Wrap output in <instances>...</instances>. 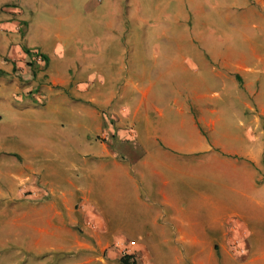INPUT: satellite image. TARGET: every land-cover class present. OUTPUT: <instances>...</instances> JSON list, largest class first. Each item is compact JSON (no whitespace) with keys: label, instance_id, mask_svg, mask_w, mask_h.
Returning <instances> with one entry per match:
<instances>
[{"label":"crops","instance_id":"obj_1","mask_svg":"<svg viewBox=\"0 0 264 264\" xmlns=\"http://www.w3.org/2000/svg\"><path fill=\"white\" fill-rule=\"evenodd\" d=\"M171 1H175V6L169 11V1L165 0L163 12L166 15L170 12L178 22L185 14L182 6L176 4L188 6L187 0ZM188 1L193 7L189 9L190 14L199 16V28L205 30L208 27L205 19L209 15L204 16V13L208 3L202 6L199 1ZM243 2L250 7L249 13L255 16L251 22L245 17L246 27L264 32V0ZM233 4L236 6V2ZM139 5L144 8V2H139ZM225 14L224 18L229 21V10ZM145 17L148 19V15ZM17 24L7 20L2 25L9 38L7 47L11 49L5 51L4 58L0 60V70L4 74L14 70L12 62L23 69L21 60L27 57L12 39L13 32L19 29ZM167 33L163 28L159 36ZM213 34L215 32L211 30V36ZM197 37L194 40H200L198 49L202 61L185 56L180 46H176L172 50L176 55L167 56V65H161L156 76L134 64L131 69L130 65V77L116 92L101 94L103 78L98 84L100 88L92 91L90 96L92 83L78 85L76 89L86 93V106L80 98L58 94L44 100L37 98L36 104L43 101L38 106L32 103V98L25 103L31 110L37 107L49 110L50 118L56 122L48 132L43 129L40 133L32 131L34 138L27 139L28 142L15 149L16 152L7 153L4 149L7 138L0 137V202L5 205L0 207V232L4 231L6 243H14L20 251L35 258L63 256L65 260L67 257L71 260V257L79 256L81 262L89 264H116L125 255L134 264L161 263L165 260L155 252L156 246L165 247L170 255L168 264H264V236L261 228L255 231L264 222V177L261 169L264 147L255 143L260 138L251 130L257 129L258 132L259 129L258 134H264L262 83L258 76L264 74V48L253 37L242 33L241 37L249 42V46L245 52L238 51L230 46V37L224 33L226 45L217 44L212 59L205 46L203 31ZM218 39L221 43V38ZM84 52L89 54L87 50ZM132 54L137 53L133 51ZM156 57L152 51L150 58L156 60ZM100 63L95 59V65ZM175 67L178 71L173 74ZM203 67L212 77L222 79L233 89L239 88L240 107L246 116L251 115L245 130L251 147L243 157L239 155V159L244 161L231 159H235L237 154L217 148L204 138V132H212L225 114L213 104L212 99L219 97V93L211 88L206 77L198 76L191 84L184 77L188 71L199 75V69ZM64 75L54 76L52 83L55 87H66L68 82ZM158 79L163 83L167 80L165 95L155 89ZM172 83L175 84L173 91L170 90ZM123 86L138 95L137 104L129 111L123 105L118 111L112 109V119L107 122L104 117L109 104L114 101L121 103L126 97ZM224 88L225 83L222 85ZM242 92L247 93L248 98L243 97ZM70 118L77 122L71 124ZM122 120L126 121L122 123ZM44 124L49 123L45 120ZM165 125L181 131L187 128L192 141L181 145L171 141L162 133ZM240 125L244 126L242 121ZM113 126L120 135L115 134ZM123 129L127 131L124 134L121 132ZM138 129H144L158 144L140 146ZM114 134L121 138L128 135L133 143L135 140L140 149L135 152L136 156L128 160L122 157L111 142ZM39 151L44 155L42 160L36 161L34 155ZM185 151L197 152L203 157L185 162L182 156ZM8 156H15L20 164L7 162ZM39 165L43 166L42 170H39ZM216 168L224 175L229 173V178L233 174L240 182L244 176L237 192L249 200L253 211L248 213L239 209L228 197L218 200L205 189L199 191L197 184L207 182L206 176L210 179V173ZM248 172L252 173L249 178ZM183 176L193 179L197 185L196 191L189 195L183 193V189L188 187ZM11 185L16 186L17 197L13 196ZM245 185L246 188L249 185V191L260 196V200L245 193ZM109 202L119 207L118 212L126 209L123 212L136 216L131 228L138 230V226L142 227L140 239L117 235L124 227L118 220L119 230L114 218L109 217ZM252 218L256 225L250 224ZM0 240L4 241L1 237Z\"/></svg>","mask_w":264,"mask_h":264},{"label":"rangeland","instance_id":"obj_2","mask_svg":"<svg viewBox=\"0 0 264 264\" xmlns=\"http://www.w3.org/2000/svg\"><path fill=\"white\" fill-rule=\"evenodd\" d=\"M166 1H169L170 11L175 6V1ZM196 1H199L202 6L208 3V6L205 5L206 10L204 13V16L209 15L205 19L208 25L205 30L199 28V16L190 14L189 9L193 7L190 6L188 0V6L180 5L178 2L176 4V6H182L183 14H185L182 20L178 19V22L170 12L167 15L166 12H163L165 0H0V40L2 42H0V45L2 44L0 46V60L4 58L5 51H11L9 46L7 47L9 42V38L6 37L7 31L2 27L7 20L18 23L19 29L13 32L12 39L14 45L18 44L27 56L26 59L21 60L23 69H20L21 67L19 68L16 62H12L11 65L14 70H11L8 74H4L0 70V137L5 138L6 136L7 138V143L4 145L6 152H16L15 149L23 147L22 145L28 142L27 139L34 138L32 131L40 133V130L43 129L48 132L49 128L54 126L56 122V119L52 120L50 118L52 115L49 114V110L39 107L31 110L26 107L25 103H28L27 101H30V98L34 100L32 103L38 106L43 101L36 104L37 98L44 100L48 96L58 94L73 99L80 98L86 106V93L76 89L78 85L87 86L92 83L93 86L90 87L88 93V96H90L92 91L96 92V89L100 88L98 84L100 79L103 78L104 85L101 87V94L105 95L113 90L116 92V90H120L121 84L130 77V72H128L130 71V65L131 69L134 64L136 67L144 68L146 73L156 76L158 68L161 65H167L165 62L167 56L176 55V51H172L176 46H180L185 56L189 55L193 60L198 58L202 61L198 49L200 40L197 39V35L201 31H203V38L207 42L205 46L208 49V55L212 59L216 54L215 47L217 44L226 45V41L223 39L224 33L230 37V46L238 51L245 52L249 46V42L244 41L241 37L242 33L253 37L255 42L264 48V32L247 28L244 24L245 17L251 22L255 16L249 13L250 7L245 6L243 0ZM139 2L140 4L144 2V8L139 5ZM234 2L238 7L233 4ZM214 4L216 6L212 7ZM155 5L157 6L155 7ZM226 10H229L231 14L229 15V21L225 19ZM146 15H148V19L145 17ZM163 28L168 33L165 36H159V32ZM211 30L215 32L212 36ZM194 37H197L196 41ZM218 38H221V43H219ZM84 50H87L89 54L83 53ZM133 51L137 54H132ZM152 51L157 54L156 60L150 58ZM140 53L142 55H138ZM95 59L101 62L100 65H95ZM128 60H131L130 63ZM177 71L175 67L173 74H176ZM199 71V75L188 71L189 73L184 77L187 81L189 80L190 84L198 76L206 77L207 82L211 84V88L219 93V97L212 99L213 104L225 114L221 116L212 132H204V138L208 142H213L217 148H224L227 152L236 153V158L231 157V159L244 161V159H239V155L241 154L243 157L248 148L251 147L249 136L245 134L251 115L246 116L240 107L238 101L239 88L233 89L222 79L212 77L205 67L202 70L199 69ZM64 73L68 82L66 87H55L52 83L54 76ZM178 76L181 77L179 73ZM258 76L262 83L260 96L264 108V74H258ZM144 80L147 81V77ZM166 82L167 80L164 83L160 79L157 80L155 89L159 90V94H166ZM223 83H225L224 89H222ZM172 85L173 87L170 90L173 91L175 84L172 83ZM123 91L126 94L125 99L121 103L118 101L112 102L109 104V109L105 110L104 119L107 118V122L112 119V109L118 111L119 106L123 105L129 111L132 106L137 104L138 95L131 88L123 86ZM241 95L248 98V94L245 92H242ZM249 103L253 105L250 100ZM75 105L79 104L76 103ZM172 118L170 116V119ZM70 119L71 124L77 122L76 119ZM45 120L48 121V125L44 124ZM124 121L122 120V123ZM240 121L244 126L240 125ZM111 122L113 123L114 120H111ZM71 127L75 128L74 126ZM113 128L115 134L120 135L116 127L113 126ZM132 130L133 128L130 129V131ZM251 130H254L257 133L255 136L260 138V141L255 143L263 144L264 147V134L260 136L258 134L259 129L258 132L257 129ZM121 132L124 134L127 131L123 129ZM134 132L136 133V129ZM137 133V139L141 142L140 146L153 147L158 144L151 140V136L144 129H138ZM162 133L168 136L171 141L177 142L178 145L192 141L189 139L187 128L181 131L165 125ZM115 134L112 135L111 142H113L115 150L125 159H130L136 151L140 150L139 145L135 144V140L133 143L128 135L121 138V136H115ZM134 144L136 147H134ZM23 151L32 153L27 150ZM198 154L197 152L185 151L182 156L185 162H188L203 157V155ZM43 155V151H39L35 153L34 158L37 157L36 161L42 160ZM34 158L32 157V160ZM6 160L9 163L20 164L15 156H8ZM42 167L39 170H42ZM261 169L264 177V157ZM57 175L61 178L60 174ZM250 176H252V173L248 172L247 177ZM182 178L184 184L188 186L183 189V193L186 195L192 193L193 190L196 191L197 185H199V191L205 189V192H211L218 200L228 197L231 203L239 209L248 213L253 211L254 207L248 202L249 200L243 199L237 192L242 186L241 182L244 181V176L240 182L233 174L229 178V173L224 175L221 170L216 168L214 172L210 173V179L208 175L206 176L208 181L203 184L194 185L193 179H187L186 176ZM189 181H192L193 184ZM11 188H13L11 190L13 196L17 197L16 186L12 187L11 185ZM244 191L260 200V196L249 191V185H247V188L245 185ZM2 205L3 202H0V207ZM107 208L109 210L108 215L114 218L116 227H118V220L122 222L124 227L122 231L117 232V235L124 234L134 240L140 239L142 227L138 226V230L131 228L132 224L136 222V216L123 212L126 209L120 210L122 213L118 212L119 207L113 206L110 202ZM250 220L252 221L250 224H257L253 218ZM0 226H2L1 222ZM259 228H261L264 236V222L257 226L255 231H258ZM118 229L120 230L119 227ZM1 232L0 237L4 240V231ZM8 240L6 239V241ZM156 247L155 252L162 255L165 260L156 264H168L170 255L165 251V247ZM67 258V260L63 256L35 258L34 255L20 251L14 243L8 244L5 240H0V264H89L81 262L79 256H73L71 260L69 257Z\"/></svg>","mask_w":264,"mask_h":264},{"label":"trees","instance_id":"obj_3","mask_svg":"<svg viewBox=\"0 0 264 264\" xmlns=\"http://www.w3.org/2000/svg\"><path fill=\"white\" fill-rule=\"evenodd\" d=\"M121 264H134V262L131 261V258L129 256H123L120 259Z\"/></svg>","mask_w":264,"mask_h":264}]
</instances>
